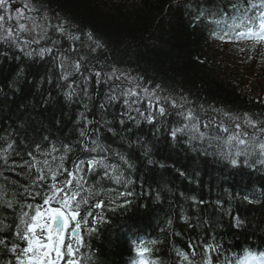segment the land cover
Instances as JSON below:
<instances>
[{"label":"trees","instance_id":"1","mask_svg":"<svg viewBox=\"0 0 264 264\" xmlns=\"http://www.w3.org/2000/svg\"><path fill=\"white\" fill-rule=\"evenodd\" d=\"M31 2L38 9L34 13L38 22L47 11L49 24L66 21L64 27L81 39L69 41L54 28L50 29L49 36L60 39L61 43L53 47L52 54H46L43 60L39 57L30 60L19 49L0 44V53H7L0 55V150L7 148L10 142L13 144V149L6 153L8 164L4 165L3 160H0L3 166L0 169L3 170L0 184L8 189L6 198L11 199V192L16 191L21 203L34 204L42 210L45 206L42 195H19L23 192L20 186L29 187L30 177H35L34 169L31 176L26 177L28 169L20 165L25 160H31L28 152H32L37 159L51 160V156L43 157L35 151L37 145L44 151L50 150L53 144L58 148L69 144L75 147V151L68 153L65 160L68 170L75 171L79 159L88 161L95 157L105 159L107 164L117 165L124 170L125 180L129 177L133 180L125 188L123 183L117 185L107 179L105 172H110V169L97 167L95 171L89 172L91 166L87 163L84 165L85 172L80 175H84L87 181L85 188L97 186V180L104 176L100 184L105 189L115 190L111 197L118 196L117 203H123L120 193L131 191L133 195L127 198L132 201L131 205L115 212L109 210L115 204L109 205L106 198L103 209H94L96 198H90L88 205H81V215L94 209V215L88 219L91 221L95 219V213L102 212L104 222L82 226L83 243L72 247L75 264H138L142 259L147 260L148 264L154 260H160L162 264L165 260L180 261L174 247L188 253L193 261L210 258L211 264H219L226 257V264H236L237 261L246 264L253 256L264 253V175L247 168L243 164V157L240 158L239 167H232L221 162L218 157L193 153L184 143L188 136L178 135L177 145L172 147L169 135L173 128L189 123L179 113L201 106L204 114L197 113L201 132L209 131L206 127L209 116L215 117L212 127L217 131H220L218 126L221 120L230 122L219 110L229 116L239 117L233 124V130L244 131L246 135L242 139L247 140L248 134L264 125L261 123L264 121V68L259 69L249 84L246 81V86L242 81L244 74L238 69L241 62L238 65L234 62L230 66L224 60L225 56L236 51L233 49L239 47L215 42L221 40L215 39L214 33L221 31L211 23L228 17L231 25L235 19L243 27L247 19L241 22V17L247 15L249 21L248 11H260L262 0ZM17 4L22 5L13 3L12 8ZM200 12L204 15L198 16ZM28 14L25 12V15ZM236 29L228 30L227 35ZM88 31L104 44L95 54L83 47ZM43 46H51V41L32 45V48ZM61 55L77 62L82 55H87V59L81 63L80 72L63 82L60 80ZM54 57L57 59L54 60ZM21 67L24 68V75L18 77ZM93 68L103 73L115 68L117 75L123 72L142 77L143 85L150 91L160 85L159 94H171L178 102L186 98L191 103H185L183 109H169L167 117H157L159 133L155 126L143 119L137 126L134 120L122 115L129 111L123 103L126 97L121 96L116 102L105 103L107 95L120 81L113 78L111 82L105 83L106 77L102 75L97 83L92 75ZM42 78L43 84L40 83ZM49 78L51 84L48 83ZM85 78L87 84L84 83ZM58 83L61 84L60 88L57 87ZM69 83L73 88L79 84L78 94L71 101L65 100L63 95ZM12 84L19 91L10 87ZM85 88L90 100L83 95ZM137 92L140 93V90L137 89ZM132 100H137V97ZM85 103L88 104L87 110L84 108ZM102 103L105 104L103 109L100 107ZM148 103V99H145L133 107L147 114ZM81 113H84L83 118ZM131 115L140 118L135 111H131ZM248 118L257 124L255 129L244 123ZM121 119L125 121L123 125L119 123ZM105 121L111 123L106 124ZM85 128L86 141L79 135V131ZM108 128H113L116 134L113 135ZM97 135L107 151L82 152V144L75 143L84 141L91 146ZM193 143L199 144L198 141ZM129 144L132 146L129 147ZM146 149H151L149 156L144 155ZM62 154L55 152L52 155L59 157ZM117 154L124 155L135 166V170L129 169ZM149 158L164 163L165 168H160L159 163L149 165ZM58 162L57 159L55 163ZM180 172L184 175L181 176ZM64 178L62 173L60 180ZM48 182H51L50 179ZM29 190L42 194L48 192L47 185ZM157 194L161 197L159 202L156 201ZM82 195L87 193L82 191ZM245 196L259 202L250 204L244 199ZM190 197H195V201ZM18 210L19 205L14 206V209H0L4 223L12 225L8 231L0 233L8 241L12 239L15 224L18 223L15 219ZM25 210L28 211L27 208ZM185 216L188 217L187 222ZM237 216L244 221L239 228L235 226ZM168 220L172 221L171 228L167 225ZM88 227L95 228L91 235L88 234ZM152 240L158 243L151 245L149 242ZM140 245L150 249L143 257L137 252ZM25 246L21 244V247ZM245 247L251 255L245 253ZM64 252L67 254V247ZM205 252L206 257L201 255ZM9 255L6 254V257Z\"/></svg>","mask_w":264,"mask_h":264},{"label":"clouds","instance_id":"2","mask_svg":"<svg viewBox=\"0 0 264 264\" xmlns=\"http://www.w3.org/2000/svg\"><path fill=\"white\" fill-rule=\"evenodd\" d=\"M13 3L22 4L23 9H17L15 12L10 11L11 5ZM253 7H255V5H253ZM260 7L264 9V0H262ZM0 9H2L0 10V44H4L14 49H23L24 56L28 57L30 60L34 59L35 57H39L41 60H43L45 58V55L49 54L50 49H53V47L61 43L60 39L49 36L50 29L54 28L57 33H59L61 36L66 37L65 35L61 34L60 30L56 29V24L48 23L50 17L47 11L43 13L42 17L40 18V22H38L37 17L34 15V13L38 11V9L35 5L32 4L31 0H10V3L9 0H5L4 4L0 5ZM24 10H27L29 14L25 15ZM57 17L59 18V14H57ZM261 17H264V11L260 13V18ZM12 21H15V23H12ZM61 27H63V24H61ZM66 38L69 41H77L76 36ZM48 40L51 41V46L32 48V45H41L43 41ZM89 42V39L86 37V41L84 42L83 47L89 49L91 54H95L98 49H101L94 47V45ZM0 55H7V53H0ZM17 59L19 60V57H17ZM53 59L55 60L57 58L54 57ZM85 59H87V55H82L79 62L74 59L69 61L66 56L61 55L59 57V63L64 65V69L60 77L61 82L68 81L70 76L78 73L80 70L75 67V63L81 64ZM101 68H103V64H101ZM95 71V68H93L92 72ZM114 74H117V69L115 68H113L112 71H106L105 83L111 82L112 79L110 77ZM23 75L24 68L21 67L19 72L17 73V76L23 77ZM119 76L121 77L119 79L120 83L115 85L108 96L114 95L116 98H119L121 96L126 97L127 101L129 102L130 100H132L133 94L137 91V89H139V101H143L145 99H155L151 96L150 92L144 91V88L147 86L143 85L142 77L130 76L123 72H121ZM138 80L141 82L138 83ZM99 82L100 80L98 79L97 83ZM40 83L43 84V78L41 79ZM48 83H52L51 78H49ZM84 83L87 84V78H85ZM159 86L160 85H157V89H159ZM10 87H13L16 91H19V88H16L15 84L10 85ZM57 87L60 88L61 84L58 83ZM78 87L79 84H77V88ZM77 88H73L72 84L69 83L67 85V91L63 92L65 100L71 101L73 96H76L78 94ZM83 95L85 97H88L89 100L91 99L87 88H85ZM108 102V100H105V103ZM135 103L136 100H132L131 103H128V110L130 112L138 109V107H133ZM84 108L86 110L88 109L87 103L84 104ZM191 109L193 112L192 118L188 120L189 123L183 124V126L176 127V135H184L189 137L188 140L184 141V143L188 145L193 153L200 152L203 155L218 157L221 162L226 163L232 167H239L241 163L240 158L243 157V164L247 168L257 171L260 175H264V135H262L264 134V129H257L251 134H248L247 140L242 139L241 137L245 136L246 133L244 131L235 132L233 130V124L236 120L239 119V117L229 116L228 114L226 115V113H224L222 110H219L221 111V114L225 116L230 122L225 123L224 120H221L220 125L218 126L220 131H217L216 128L212 127V125L215 123V117L209 116V122L206 125L209 131L202 132L203 134H201V131L199 129V116L197 115V113L201 115L204 114V109L202 107ZM179 115L184 116L185 118L186 113L181 112L179 113ZM139 117L140 118H137V126L140 125V121L142 119H146L143 116ZM245 121L246 119L244 120V123ZM79 122L80 121L78 120L77 123ZM89 123H91V121H89ZM105 123L110 124L111 121H105ZM119 123L123 125V122L119 121ZM261 123H264V121H262ZM108 131L113 135L116 134L113 128H108ZM86 133L87 128L81 129L79 131V135L81 137H84L85 141L87 140ZM157 133H159V130H157ZM225 133H227V135H224ZM45 139H47V137H45ZM196 141L199 142L198 145H194L193 142ZM75 143L82 144V152L98 153L107 151L104 144L101 143L99 135H97L96 138L92 140L91 146H88V144L84 141H76ZM176 145L177 140L173 139L172 147H176ZM131 146L132 145L129 144V147ZM74 151L75 147L73 146L70 152ZM6 153H8V151L5 149L4 154H0V160H3L4 165L8 164V159H3V155H6ZM144 155H147L146 151L144 152ZM6 156L8 158V155ZM56 159L60 161L59 165L50 167V170L62 175V172H60L59 169L63 168L65 160L63 157H57ZM119 159L123 161V163L127 165L129 169H132L133 171L135 170V166L130 163L124 155H119ZM92 160H97L99 162V168L105 170L110 169V172L106 171L105 175L107 176V179L113 181L115 184L119 185L123 183L125 188H127L133 183L131 177L125 180L124 170L117 165L107 164L105 162V159H96L95 157H93ZM84 162L85 159H79V167L81 170H83ZM153 162L154 160L152 158H149L147 161L149 165L153 164ZM45 166L48 167L47 164ZM2 167L3 166L0 165V169H2ZM2 176L3 170H0V177ZM25 176L30 177L31 172L25 173ZM103 179L104 176H101L100 180ZM100 180H97V186L89 187V189L91 190V195L89 198H96L103 195L104 198L108 199L109 197H111V193L115 191L114 189H105L100 184ZM11 183L15 184V181H12ZM20 187H23V192H20L19 195L22 196L29 192V187H24L23 185H21ZM81 188L82 185L80 181L77 180L76 187L72 190L73 195L79 193L81 191ZM7 193L8 189L5 188L4 185L0 184V209H14V206L19 205V210L15 214V219L18 220V223L15 224L14 235L10 241L0 236V264H40L41 258L46 254L48 249L40 248L39 245L41 243H44L48 245H55L58 248L61 244L62 238H64V232L68 227V223L64 217H56L54 228L45 229L44 227H40L34 233L30 231V226H32L36 222L35 218L37 217L41 208L34 204L21 203L17 198L16 191L11 192V199H7ZM116 198L118 199L119 197L117 196ZM160 199V195L157 194L156 201L159 202ZM244 199L247 200L248 203L259 202L249 200L247 196H245ZM73 203H75V201H73ZM83 203L84 200L82 199L80 203L76 205V209L79 210L80 206ZM25 208H27L28 211H26ZM2 215V212H0V233L6 232L10 228H12L11 224L4 223ZM9 219H11V217H9ZM75 233L76 235H78L76 231ZM88 234L91 235L92 233ZM177 235H179V233H177ZM37 237H39V239H37ZM22 243L26 246L21 247ZM173 250L175 251L176 255L181 258L180 261L165 260L163 261V264H184V262L186 261L185 258L189 256V254L177 247H174ZM244 251L248 255H251L247 247H245ZM6 254L10 255L6 257ZM201 255L206 257L207 253L205 252ZM255 259L258 260L259 264H264V253H260L258 257H255ZM227 260L228 258L226 257L225 260H221L219 264H226ZM45 264H48V261H45ZM152 264H162V262L160 260H154L152 261ZM191 264H211V259L208 258L199 261L192 260ZM236 264H241V262L237 261Z\"/></svg>","mask_w":264,"mask_h":264},{"label":"snow or ice","instance_id":"3","mask_svg":"<svg viewBox=\"0 0 264 264\" xmlns=\"http://www.w3.org/2000/svg\"><path fill=\"white\" fill-rule=\"evenodd\" d=\"M5 2V0H0V5H3ZM10 3V0H9ZM188 7H191V5H188ZM234 8H236V5H233ZM2 10V9H0ZM14 9L10 8V11H13ZM35 10V9H33ZM245 12H247V10H245ZM204 15L203 12L198 13V16H202ZM247 15H245L244 19H247ZM236 19H239V17H237ZM261 23H260V32L259 35L256 37L257 40L259 41H264V17H261ZM67 23L66 21H62L61 23L56 24V29L60 30L61 34L65 35L66 37H72V36H76L77 37V41H79L81 39V37L79 35H75L72 32L68 31L65 27L64 24ZM217 24H221L223 23V21L221 20H217L216 21ZM61 24H63V27H61ZM242 25L241 24H237L235 19L233 20L232 25L230 26V28H240ZM227 35V33L225 34ZM241 35H244V33H241ZM215 38L220 39V40H224L225 37L220 35L219 33H214ZM86 37L89 39V41L94 45V47L96 48H103V44L94 38L93 33L92 32H88L86 33ZM226 42H231V41H226ZM74 50V49H73ZM21 52H23V49L20 50ZM53 52V49H50L49 51V55H51ZM61 68V71L63 72L64 69V65L60 64L59 65ZM75 67L77 69H81V64L79 63H75ZM80 72V71H79ZM78 72V73H79ZM92 75H94V77L96 78V80L98 81V79L100 80L101 76L104 75L105 73H103L102 71H95L92 73ZM111 79L115 78L116 80H119L121 77L117 74L111 75L110 77ZM139 83V82H138ZM160 88V86H159ZM159 89L156 88L152 89L151 91L149 90L148 87L144 88V91L146 92H150L151 96L154 97V100H148V110H147V114L145 113V111H142L140 108L136 109L135 112H137L139 114V116H143L146 119H143L144 121H146L148 124L153 125L156 127V132L157 130L160 131V127L156 126L157 125V117L159 118H164L167 117L169 115V109H183L184 108V104L185 103H191V101H188L186 98H181L184 102H178L176 98H174L171 94L164 96L159 94ZM133 97H137L136 103H139V93L136 91L133 94ZM119 98H116L114 95L113 96H108L106 100H108V103H112V102H116ZM154 101V103H153ZM125 107L128 109V101L127 98L124 99L123 101ZM167 106V107H166ZM101 109H103L105 107V104H101L100 105ZM203 108V106H201ZM81 117H84V113L80 114ZM122 115H127L129 120H134L135 123H137V118L133 117L131 115V112L128 111L127 113H124ZM227 115V113H226ZM193 116V112L192 109L189 108L186 112L185 115V119L190 120ZM121 122H123V124L125 123L124 119L120 120ZM89 123V121H88ZM92 123V122H91ZM141 123V121H140ZM245 123L251 127V128H256L257 124L251 119L248 118L246 119ZM260 129H264V125L261 126ZM226 131V129H225ZM177 133V129L173 128L169 135L171 136V139H176L178 140V136L176 135ZM201 134H203L201 132ZM8 152L10 150L13 149V144L10 142L7 145V148H5ZM5 149L0 150V154H4ZM72 149V145L69 144H63L61 147H57L55 144L52 145L50 150H44L42 151L40 146L37 145L35 151L37 153H40L41 156L43 157H49L51 156V160L45 158L43 160L37 159V157L35 155H33L32 152H28V156L31 157V160H25L24 163L22 165H20L21 168H27L28 172H32V170H35V177L31 178L30 177V184H29V189L33 188V187H43L44 185H47L48 188V192L45 193H41L40 191H35L34 193L32 191L29 190L28 193H26L29 196H43V203L44 205H51L53 202H55L56 204L62 205V207L64 209H66L68 211V214L66 215L64 211H61V208L57 207V208H53V207H49L47 209V211H42L40 209L37 217L35 218V223L30 226V231L32 232H36L37 229H39L40 227H44L45 229H51L54 228L52 225H55V218L56 217H64L65 220L67 221V223L69 224V220H75L76 221V225H75V231L78 233L77 235V243L81 244L83 243V239L82 237H79V232L82 228V226H88L92 223H100V222H104V215L103 213H95V219L93 220H89L88 217H92L94 215V209H103L105 207V203H104V197L103 195L96 197L97 202L94 204V209L93 210H87L84 212L83 215H81V206L79 208V210L76 209V205L80 203V201L83 199L84 203L82 205H88L89 204V197L91 195V190L89 188H85V184L87 183V181L84 178V175H80V173L85 172V169L83 167V170L80 169L79 167V163L75 165V171H70L67 169L66 164H63V168L59 169L60 172L64 173L65 178L61 181L60 180V174H58L57 172H53L50 170V167L52 166H58L60 161L58 163H55V161L57 160L56 156L52 155L55 152H62L63 154L60 155L59 157H63L64 160H66L68 158V153H70ZM147 155L149 156V153L151 152V149H146L145 150ZM17 155H19V153H17ZM3 159H8L6 155H3ZM148 161V160H147ZM88 164L91 166V168L88 169L89 172H93L95 171V169L97 167H99V162L97 160H88L84 162L85 164ZM154 163H159V167L160 168H165V164L164 163H160L159 161H154ZM235 163V162H234ZM48 165V167H46L45 165ZM179 171V170H177ZM87 174V173H85ZM180 175L183 176L184 173L180 172ZM50 179V183L48 182ZM77 180L80 181L82 188L81 191L75 195H73L72 190L75 189L76 187V182ZM87 190V191H86ZM82 191L87 193V195H82ZM50 192V194H49ZM133 193L131 191H126L124 193H120L119 196L121 198H123V203H117V199L113 198V197H109L107 199V202L109 205L111 204H115V207H109V210L112 212H115L117 209H122V208H126L128 205H131L132 201L127 199L128 197L132 196ZM191 200L195 201V197H190ZM73 201H75V203H73ZM251 204V203H250ZM185 222L188 221V217H184ZM244 224V221L240 218V217H235V225L237 228L241 227ZM167 225L169 228H171L172 225V221L168 220L167 221ZM88 233H93L95 231V228L92 227H88ZM163 231V229H162ZM37 239H39V237H37ZM149 243H151L152 245H156L158 243L157 240H152ZM40 248H44V249H48V251L46 252V254L41 258L40 260V264H45V261H48V264H59V258L63 255L62 253V248L65 247V237L62 238L61 244L59 245V247L57 248L55 245H48V244H44L41 243L39 245ZM67 247V253L71 254L73 251V248L71 245H66ZM150 249L146 248L144 245H140L137 248V252L138 254L143 257L145 255V253H147ZM55 253V258L51 257L52 253ZM192 255H195V252L192 253ZM186 262L187 264H191V259L189 258V256H187L186 258ZM140 264H148L147 260H142L140 262Z\"/></svg>","mask_w":264,"mask_h":264},{"label":"rangeland","instance_id":"4","mask_svg":"<svg viewBox=\"0 0 264 264\" xmlns=\"http://www.w3.org/2000/svg\"><path fill=\"white\" fill-rule=\"evenodd\" d=\"M15 11L13 10L12 12ZM214 22L215 21H212L211 23L213 24ZM12 23H15V21H12ZM237 47H239V49H233L236 51L232 55L225 56L224 60L226 64L230 66L234 62L236 64L241 62V64L238 66V69L240 73L242 72L244 74L243 77L244 79L242 81L244 84L246 81L247 84H249L251 81L254 80L253 77L256 75L259 69L264 68V47L259 46L256 47L255 49L254 48L240 49V46ZM263 104H264V96H263ZM53 258H55V256Z\"/></svg>","mask_w":264,"mask_h":264},{"label":"water","instance_id":"5","mask_svg":"<svg viewBox=\"0 0 264 264\" xmlns=\"http://www.w3.org/2000/svg\"><path fill=\"white\" fill-rule=\"evenodd\" d=\"M53 227H55V225H52Z\"/></svg>","mask_w":264,"mask_h":264}]
</instances>
